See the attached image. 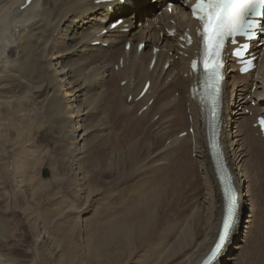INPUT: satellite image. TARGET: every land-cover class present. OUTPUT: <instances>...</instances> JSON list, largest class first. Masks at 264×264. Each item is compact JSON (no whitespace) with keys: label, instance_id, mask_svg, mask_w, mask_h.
<instances>
[{"label":"bare ground","instance_id":"6f19581e","mask_svg":"<svg viewBox=\"0 0 264 264\" xmlns=\"http://www.w3.org/2000/svg\"><path fill=\"white\" fill-rule=\"evenodd\" d=\"M24 1L0 0V157L6 164L0 181L9 185L12 197L28 204L36 200L30 183L36 154L29 139L42 116L62 136L58 156L83 201L77 231L82 235L81 264L115 257H120L119 264H200L217 239L224 203L202 111L189 94L196 24L183 4L192 0L173 2L171 13L163 8L167 0L116 2L110 11L94 0H35L21 10ZM118 19L123 24L109 30ZM185 31L192 44L180 50L178 37ZM260 41L264 35L251 43L256 67L248 75H238V67L225 57L219 142L239 209L229 241L213 264H239L256 222L257 251L264 249V195L256 189L257 182L264 189V147L253 127L257 116L264 117ZM140 43L144 49L137 53ZM153 49L158 50L154 56ZM146 81L150 87L137 99ZM93 144L101 153L85 160ZM258 200L263 202L260 216ZM11 219L0 214V264H22L3 250L11 245ZM43 222L34 225L35 240L26 249L33 264L39 259L36 247L54 241Z\"/></svg>","mask_w":264,"mask_h":264},{"label":"rangeland","instance_id":"374dc122","mask_svg":"<svg viewBox=\"0 0 264 264\" xmlns=\"http://www.w3.org/2000/svg\"><path fill=\"white\" fill-rule=\"evenodd\" d=\"M38 119L39 120L35 121V123H34V125L37 126V128H35V126L33 125V129L35 128L36 131L34 129V131H35L34 132L33 129H32L31 132H30V135L32 137L34 135L35 136L33 138H31L30 136L28 137V139L31 138L29 140H30V142H31L30 144L32 146V147H29V148H31L30 150L33 152V154H36V156L34 155V158H33V161H32V165H31V167H33V168H32V170L30 172H31V174H34V175H30L31 176L30 177L31 178V180H30L31 182L30 183H31V185L33 184L32 186L35 189L36 200L37 201L34 200L35 202L33 201V202L28 204V203H25L24 200L22 201V199L20 200V199H16V198L12 197L11 193L9 191V185H6V184L4 185L3 182L0 181V214L6 215V216H9V215L12 216V219L8 223V228H9L8 234H9V236L11 235L10 236L11 245L8 246V247H4L3 250L6 251V252L11 253V255H13L14 258H16V259H19L22 264H33L34 263L33 262V258H32V256L30 254L27 253L26 249L28 247H30V246L32 248L33 242L35 240L36 234L34 232V225L36 223H38V222H39L38 224H40L41 222L44 221L43 222L44 224H42V225H44L43 227L47 231H49L50 238L52 240H54V241H52V243L49 244L50 246H48V245H38L37 246L38 248L36 247L37 252L39 250V252L36 253V258L37 259L39 258L38 260L36 259L37 260V264H57V263L58 264H81L80 255L83 252L82 251L83 250V248H82L83 244H82V241H81L82 235L79 236V233L77 231H78V226H79L78 224H80V219L83 217L81 215V213H82L81 210L84 208V206L81 205V204H83V201L81 202L80 199H78L79 198L78 195H76V192H75L76 188H74L75 187L74 182L72 181V179L71 180L69 179V177L71 175H70L69 170H67L68 169L67 165H65L64 161L61 160V158L58 156V150L59 149L57 150V148H59V146H60V142L62 140L61 139L62 136L57 134L58 133L56 131L57 128L54 129V127L52 125L45 124L46 123V118L44 119V117L39 116ZM40 119L41 120L44 119L45 123H44V121L42 122ZM42 123H44V124H43L42 127H40ZM38 125H40L39 128H38ZM51 127H53V128H51ZM52 131H54L56 134L54 132H52ZM33 132H34V134H33ZM59 136L61 138H59ZM95 145L96 144H93L92 148L91 147L89 148L91 151L89 149L88 150L86 149L87 150L86 151L87 155L86 154H85V156L82 155V157L84 156L85 158L86 157H88V158H86V159L83 158V159L90 160L93 157L92 155H94L95 153H96V155L101 153L102 149L100 150V146L96 145V146H98V148H99L98 149ZM35 149H36V151H35ZM44 151H45V154H44ZM88 151H89V153H87ZM92 151H94V152H92ZM96 155H94V156H96ZM50 159L53 162H51ZM34 166H36V167H34ZM5 167H6V164L4 163V161H2V158L0 157V172L2 171L3 173L6 174ZM53 167H54V169H53ZM42 169H48L49 177L47 179H42V177H41ZM33 170H34V172H33ZM50 172L52 173V175H51ZM56 179H58L59 181H55V183H54V180H56ZM69 180L71 182H69ZM72 182H73V184H71ZM49 186H50L49 189L45 188V187H49ZM43 187H44V189H43ZM73 188H74L75 191L72 190ZM256 189L259 191L258 192L259 196L262 198V196L264 195V192H263L264 189H263L262 184L260 182H257ZM53 191H55V192L53 193ZM52 194H54V195H52ZM15 200H17V201H15ZM98 202H95L92 205L93 206H97ZM256 203H257V204H255L256 211H257V209L259 210V211H257V213H259V216H260L261 207L263 205V202L261 200H258ZM5 206H7V207H5ZM70 206H72L73 208L70 207ZM60 208H62V209H60ZM63 208H64V210H63ZM58 209H60L61 211H59ZM4 211H5V213H4ZM34 211H36L37 214ZM30 212L32 214H30ZM33 212L36 214V216L38 218L35 216V214ZM64 216H66V218ZM73 218H74V221H73ZM35 219H36V222H35ZM91 220L92 219H90V221ZM55 222H56V224H55ZM61 222H63V223H61ZM45 225H46V227H45ZM53 225H54V227H53ZM57 226L60 228V231H59ZM61 226H63V227H61ZM65 226H66V230H65ZM256 227H257V222H256L255 227H254L255 229L251 230L252 233L248 237L249 240H247L246 244L244 245L245 248H244V251L242 252L243 255L241 254L242 257H241V260L239 261V264H264V249L261 250V252H258L259 251V244H258L259 242L257 241L258 240V237H257L258 235H256L257 234V228ZM258 228H259V226H258ZM10 229H11V231H10ZM67 230H69V231H67ZM64 233L69 235V239L68 240L65 238L66 235H64ZM32 234H33V236H32ZM251 237H253V238H251ZM59 238H60V240H59ZM80 241H81V243H80ZM69 242L73 246H71V244ZM67 243H69V245ZM56 244H58V247L55 246ZM75 245H76V247H74ZM54 248H57L58 250L60 249V251H56L57 253L54 254V251H53ZM77 249H79V250H77ZM71 250H72V252L74 251L75 253L74 252L71 253ZM62 252H63V254L61 255L60 253H62ZM51 253H53V254H51ZM70 253L72 255L73 254L74 255L73 256H69V255H71ZM33 254L35 256V252H33ZM58 254H60V256H58ZM65 254H66V257H65ZM67 254H69V255H67ZM58 258H61L62 260L60 261V259H58ZM115 258H113V259L111 258L112 259V260L110 259L111 261L107 260L108 262H106L105 259L104 260L102 259V260H100V262H101L100 264H105L104 262H106V264H108V263L109 264H119L118 260L120 259V257H115ZM68 259L69 260L71 259V260L69 261ZM64 260L65 261L67 260V261L65 262ZM91 264H93V263H91Z\"/></svg>","mask_w":264,"mask_h":264},{"label":"snow or ice","instance_id":"6c2138e0","mask_svg":"<svg viewBox=\"0 0 264 264\" xmlns=\"http://www.w3.org/2000/svg\"><path fill=\"white\" fill-rule=\"evenodd\" d=\"M264 9V0H196L191 8L192 17L199 22L197 35L202 43L201 63L205 73V95L210 99L212 120L216 119V102L219 92L220 54L226 40L235 45L237 37L251 38L253 29L258 25L251 17H259ZM188 43H191L189 38ZM241 46L234 55L240 57L246 49ZM192 70H197V61H192ZM195 91V90H193ZM261 131H264V119L259 121ZM210 147H216L212 141ZM225 198V214L219 239L215 244L205 264H211L223 247L235 219L237 204L235 191L230 180L223 182Z\"/></svg>","mask_w":264,"mask_h":264},{"label":"water","instance_id":"95a60500","mask_svg":"<svg viewBox=\"0 0 264 264\" xmlns=\"http://www.w3.org/2000/svg\"><path fill=\"white\" fill-rule=\"evenodd\" d=\"M41 177H42V179H46V178H48V177H49V172H48V170H46V169L42 170V171H41Z\"/></svg>","mask_w":264,"mask_h":264}]
</instances>
